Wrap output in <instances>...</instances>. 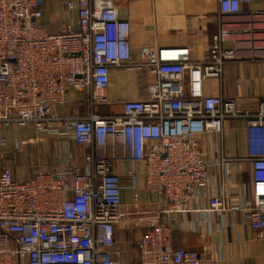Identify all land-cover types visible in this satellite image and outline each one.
<instances>
[{
  "label": "built area",
  "instance_id": "2783aa9c",
  "mask_svg": "<svg viewBox=\"0 0 264 264\" xmlns=\"http://www.w3.org/2000/svg\"><path fill=\"white\" fill-rule=\"evenodd\" d=\"M45 1L0 0V127H32L89 151L83 164L49 166L28 178L0 171V264H121L111 251L121 193L129 190L138 204L141 183L166 205L138 219L144 225L138 264H201L197 252L173 246L177 215L240 213L253 230L262 228L264 99L241 111L236 100L202 92L204 78L221 79L238 53L249 51L254 60L262 48L255 35L264 31V12L241 9L261 0H218L219 34L202 64L191 61L188 47H143L132 64L129 23L110 0L67 1L64 16L77 8L78 27L50 34L39 23ZM234 35L233 48L220 46ZM124 65L152 77L147 98L123 102L121 114L96 113L107 104L109 68ZM69 90L82 99L55 114ZM236 117L246 119L251 162L242 203L225 191L233 160L209 157L200 143L206 133L220 136L223 121ZM22 145L16 140L15 148ZM213 187L221 192L211 193Z\"/></svg>",
  "mask_w": 264,
  "mask_h": 264
},
{
  "label": "crops",
  "instance_id": "0c3cea01",
  "mask_svg": "<svg viewBox=\"0 0 264 264\" xmlns=\"http://www.w3.org/2000/svg\"><path fill=\"white\" fill-rule=\"evenodd\" d=\"M67 1L46 0L39 23L47 32L55 34L63 25L78 27L77 8L68 18L64 16ZM117 16L129 23L128 43L131 63L137 64L143 47L190 49L192 62L202 64L207 58L213 38L218 36L220 14L218 0H110ZM242 11L264 12V0L243 4ZM259 27L255 39L262 48L251 60V52L238 53V58L228 61L223 67L221 79L204 78L202 92L206 96H222L236 100L241 111H252L264 99V31ZM239 36L222 39L220 46L233 48ZM107 104L95 107L103 116L121 114V105L127 101L147 98V87L153 81L146 72L122 66L109 68ZM239 85V86H238ZM83 93L69 90L66 104L54 109L57 115L67 114L69 108L81 100ZM223 133H206L200 138L203 151L209 157L225 156L232 159L228 169L231 183L225 187L227 195L243 202V185L251 184V162L247 155V126L244 117L223 121ZM0 171L8 168L15 178H28L49 166L60 167L65 162L83 164L88 146L75 144L64 137L39 134L32 127L15 129L0 127ZM23 142L20 149L15 142ZM37 140V141H35ZM126 167V166H125ZM125 167H118L120 173ZM217 174V173H216ZM218 194L219 187L210 189ZM122 217L115 225L114 244L111 251L121 264H138L136 230L132 228L133 209L157 211L166 201L148 192L141 183L138 204H133L132 193L122 191ZM202 204V203H200ZM136 205H139L136 206ZM137 207V208H136ZM264 223V219L262 221ZM174 248L193 250L201 256V264H264V224L253 230L241 214L215 216L193 214L190 217L176 216L172 234Z\"/></svg>",
  "mask_w": 264,
  "mask_h": 264
},
{
  "label": "rangeland",
  "instance_id": "374dc122",
  "mask_svg": "<svg viewBox=\"0 0 264 264\" xmlns=\"http://www.w3.org/2000/svg\"><path fill=\"white\" fill-rule=\"evenodd\" d=\"M136 206L139 207V205H136ZM130 211L132 212L131 213V215H132L131 217H132V219H134L133 220L134 222L132 223L131 226H132V228L134 230H136V235H139L140 236V234L142 233V230L144 229L143 228L144 225H143V222H140L138 219H140L142 217L143 212L153 211V210H151V209L145 210V209H139V208H137V209H133V210H130ZM139 236H137L136 242H138L137 239H138Z\"/></svg>",
  "mask_w": 264,
  "mask_h": 264
}]
</instances>
